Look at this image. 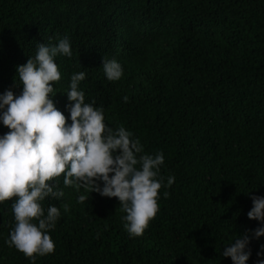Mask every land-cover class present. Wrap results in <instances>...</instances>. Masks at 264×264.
<instances>
[{
  "label": "trees",
  "instance_id": "16d2710c",
  "mask_svg": "<svg viewBox=\"0 0 264 264\" xmlns=\"http://www.w3.org/2000/svg\"><path fill=\"white\" fill-rule=\"evenodd\" d=\"M65 36L72 55L54 58L61 78L49 95L66 123L65 92L84 71L85 103L144 153L162 152L159 176L174 182L130 236L116 197L55 178L63 196L42 202L61 209L48 230L54 250L34 261L5 242L10 198L0 204V264H232L226 244L260 223L245 192L264 196V0H0V92L19 94L16 65ZM102 57L121 64L120 79L106 78ZM261 245L264 235L250 239L247 264L264 259Z\"/></svg>",
  "mask_w": 264,
  "mask_h": 264
},
{
  "label": "clouds",
  "instance_id": "9594fccd",
  "mask_svg": "<svg viewBox=\"0 0 264 264\" xmlns=\"http://www.w3.org/2000/svg\"><path fill=\"white\" fill-rule=\"evenodd\" d=\"M57 55H72L66 36L54 45L40 42L34 58L16 65L15 77L22 85L19 94L11 88L0 92V124L8 129L0 134V204L15 198L11 199L15 223L5 242L32 261L54 250L48 230L55 227L62 213L56 205L45 212L42 202L49 196H63V190L53 182L55 178L62 175L64 186L116 197L126 213L121 219L130 236L143 234L158 210V189L174 182L173 176L166 182L159 176L162 152L144 153L143 145L129 130L108 126L102 108L85 103L84 91L78 88L85 79L84 71L71 76L65 92L71 102L65 105L71 121L66 123L64 113L49 95H55L50 82L61 78L54 59ZM101 65L109 81L121 78L123 68L115 58L102 57ZM245 193L252 201L247 216L260 223L226 244L221 255L229 257L232 264H247L250 239L264 235V196ZM86 198L81 194L77 201ZM261 249L258 256L264 255V245ZM256 264H264V259Z\"/></svg>",
  "mask_w": 264,
  "mask_h": 264
}]
</instances>
